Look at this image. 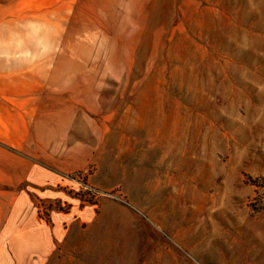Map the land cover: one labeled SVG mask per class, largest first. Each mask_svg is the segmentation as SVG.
<instances>
[{"label":"rangeland","instance_id":"obj_1","mask_svg":"<svg viewBox=\"0 0 264 264\" xmlns=\"http://www.w3.org/2000/svg\"><path fill=\"white\" fill-rule=\"evenodd\" d=\"M8 64L59 182L0 264H264V0H0Z\"/></svg>","mask_w":264,"mask_h":264},{"label":"crops","instance_id":"obj_2","mask_svg":"<svg viewBox=\"0 0 264 264\" xmlns=\"http://www.w3.org/2000/svg\"><path fill=\"white\" fill-rule=\"evenodd\" d=\"M3 64H6L5 60ZM37 90L35 85L29 86L27 82L12 81L9 64L0 66V203L3 204L0 228L3 227L8 235H29L28 230L37 227L45 242L46 226L30 213L24 219L34 196L55 197L52 188L59 182L58 176L51 170L32 163L24 156L29 141L38 138L35 130L31 129L36 128L37 117H43L37 115ZM53 222V231L56 232L60 218L54 216ZM32 235L35 236V233L32 232ZM47 249L50 247L47 246Z\"/></svg>","mask_w":264,"mask_h":264}]
</instances>
